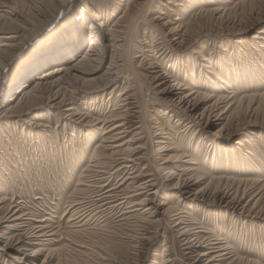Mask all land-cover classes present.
<instances>
[{
	"label": "rangeland",
	"instance_id": "374dc122",
	"mask_svg": "<svg viewBox=\"0 0 264 264\" xmlns=\"http://www.w3.org/2000/svg\"><path fill=\"white\" fill-rule=\"evenodd\" d=\"M129 1L79 0L62 14L68 0H0V43H7L0 46L7 49L0 53V91L8 89L3 101L0 94V264H189L171 216L181 209L180 226L190 229L189 239L228 244L217 264H264V38L251 41L264 28V0ZM128 4L130 14L121 22ZM59 13L58 28L40 40ZM116 21L125 27L119 37L109 31ZM94 32L104 46L87 51ZM66 39L81 45L50 66L63 63L85 71L49 78L37 92L11 100L38 53ZM78 55L81 62L75 63ZM156 61L169 72L168 84L195 96L193 117L160 98L168 95L160 91L168 85L155 86L149 78ZM36 75L27 78V90ZM119 93L129 98L116 110L122 111L125 102L138 106L132 107L138 128L131 130V146H140L135 148L141 157L137 173L145 169L146 179L155 181L153 190L158 189L157 202L166 203L149 217L145 207L134 206L143 195L117 201L129 180L119 183L133 175L122 164L124 154L105 147L99 166L88 162ZM217 93L222 95L218 102ZM176 114L183 117L180 124ZM159 123L166 129L171 124L170 132L187 150L182 160L171 147L160 150ZM85 139L93 141L87 146ZM119 142L125 141L114 144ZM189 153L212 179L190 170ZM165 157L169 163L162 162ZM188 178L199 180L193 190L204 201H190L179 191V184L191 182ZM222 194L239 198L246 214L219 203L216 197ZM12 212L22 216L13 229L4 221ZM28 230L40 236L29 239ZM232 247L238 252L232 256L241 260L228 257Z\"/></svg>",
	"mask_w": 264,
	"mask_h": 264
},
{
	"label": "bare ground",
	"instance_id": "6f19581e",
	"mask_svg": "<svg viewBox=\"0 0 264 264\" xmlns=\"http://www.w3.org/2000/svg\"><path fill=\"white\" fill-rule=\"evenodd\" d=\"M79 0H68L67 6L62 7L61 9V13L63 14L68 8H70L74 3H76ZM131 1V0H130ZM129 1V2H130ZM149 1V0H148ZM142 2V1H141ZM141 2H139L138 4H140ZM145 3V2H144ZM168 3H172V1H169ZM131 4V3H130ZM167 4V2H166ZM172 5V4H171ZM179 5V4H176ZM166 6V5H165ZM125 10L123 11L122 15H120L118 18L119 21L123 22V20H125V18L130 14V8H129V4L127 6V8H124ZM103 12V11H102ZM59 13V15L56 17L55 20L50 21L47 23V26L49 27V33L47 34V36H43L42 41L46 40V38H49L50 35L58 28L59 26V22H60V18L62 16V14ZM108 14H112L110 13H106L104 15H108ZM167 22V21H166ZM164 22L163 24L165 25ZM102 23H98V25H101ZM171 24V23H170ZM103 25V24H102ZM169 25V24H168ZM124 25L123 23H119L116 21V23L109 28V31L115 35V33L117 34V36L119 37L120 34L123 32V28ZM171 27V26H170ZM174 27V26H173ZM172 27V28H173ZM93 25L91 24L89 26V29H93ZM68 30V28H67ZM66 30V31H67ZM171 30V29H170ZM178 30V29H177ZM170 32V31H169ZM173 32V31H172ZM69 33V32H68ZM71 33V31H70ZM174 33V32H173ZM254 35H252L251 37V41H254L256 39H261L264 38V28H260L257 30L256 33H253ZM161 38V37H160ZM177 38L175 37L173 40L175 41ZM80 41V40H79ZM77 40V42H75V44H70V42L68 41V39H66L65 41H59L56 42L54 44H52L51 46H49L48 48L44 49L43 51H40V53H38V55L35 57L34 59V64L33 66L29 68H26V70H23L22 75H23V79H25L23 82H21L16 89H14V93L11 96V100H15L16 98H18V95H20L19 100L21 101V98L23 95L27 94V93H34L35 91H38V88L40 87V85L42 84L43 81L49 79V78H53L56 77L58 80L62 79L59 76L62 75V73H67L71 70H77V71H85V70H81V68H79L78 66H65L63 65V63L61 65H56V66H50L51 64L55 63V62H59V61H63L72 51L78 50V48L80 47V43ZM156 41V40H155ZM40 41H38L39 43ZM159 42V41H158ZM181 41L177 42L180 43ZM176 43V42H175ZM252 43V42H251ZM37 44V42L35 43V45ZM254 44V43H253ZM256 44V43H255ZM7 46V43L1 42L0 46ZM104 46V43L102 42V40L100 39L99 34H97L96 32H94L93 35L90 36V38L87 40V45L85 46V50L87 51H96L97 47L99 46ZM154 45V44H153ZM121 46V45H120ZM119 46V47H120ZM262 46L264 47V44H262ZM151 48V47H150ZM163 48V47H162ZM161 48V49H162ZM173 48V47H172ZM6 48H2L0 49V53L2 52V50ZM153 50H155L153 48ZM39 51V50H38ZM167 51V50H166ZM153 53V52H152ZM92 54V53H91ZM156 55V54H155ZM164 55V54H163ZM70 56V55H69ZM162 56V55H161ZM80 57L81 56H77L76 58H72V61H75V63H80ZM161 60V59H160ZM155 63V64H154ZM151 63V69H150V75L149 78H151L152 83H155V86H161L163 84H167V87H163L160 91L161 92H168L167 96H163L160 97L163 101H165V103H168V105L172 104L176 105L180 110L184 111L188 116L193 117V115L196 113L197 111V104L194 102V97L193 93L190 92H186L183 89H185L184 87L178 85L177 83H172V85L168 84L169 81V76H167L169 72H165L163 71V68L160 67V64L158 61ZM163 65V64H162ZM165 66V64H164ZM42 71H38V69L40 68H45ZM215 71L216 74H219L216 69H213ZM37 71V72H36ZM37 74L33 80H37L36 84L33 86V88L31 87L30 90H27V88L31 85L30 82H28L27 78H29V76L31 74ZM215 74V75H216ZM220 75V74H219ZM75 77V76H74ZM168 77V78H167ZM209 78V77H208ZM219 78V77H218ZM174 80L176 81V78H174ZM220 80L222 81V79L220 78ZM224 82V81H222ZM63 83V81H62ZM179 83V82H178ZM44 84V83H43ZM183 85H185L183 83ZM43 86V85H42ZM229 86V85H228ZM6 87H2L0 94L3 95L2 97V101L5 99V95L8 93V89ZM182 89V90H181ZM189 89H193L192 87H190ZM235 90V89H234ZM228 91V90H227ZM127 91H125V89L123 90V94L126 93ZM118 94L116 96L117 100L116 103L113 104V108L111 109V112L109 114L108 117H106V120H104V123H109L108 126L104 127L99 135L100 137V142L99 140H97L95 143H92L93 140L91 139H85L86 145L88 146V144H90V142L92 143V148H90V153H89V160L88 162H92L93 161V167H95L94 165H98V161L100 160V150L101 148L104 149L105 147L107 149L111 148V152H113L115 155H119V154H124L121 157L122 160V164L125 167H128L130 170H132V176H126L125 179L120 182L118 186H122L123 184H125V180H129L128 184L125 186V188L123 190H121V194L118 196L117 195V201L120 200L119 203H124L127 202V200L130 197H135V196H139V195H143L142 198L138 199L137 202L134 203V206H138V205H142L143 207H145V210H147L148 217L151 216L152 212H154L155 210H157L158 206L164 205L166 203L163 202H157L158 200L156 199V196L158 195V189L153 190L154 186H155V181L154 179H146L147 176H149V174L146 173L145 169L142 171H138L139 169V165L141 163V157L139 156H135V148L138 147L140 148V146H136L133 147L132 145V141L134 140L133 135H131V130L138 128L137 126H133V115L134 113H137V110H133L132 107H136L138 108V106L134 105V106H130V104H135L133 102H125L124 106H122L121 108H124L122 111L116 110V106L118 105V103L120 101H126L127 98H129V95H123V94ZM198 94V93H197ZM196 94V96H197ZM201 94V93H200ZM199 94V95H200ZM110 96V93L108 94ZM109 96L107 98V100H109ZM122 96L123 99H120ZM192 96V97H191ZM233 96V95H232ZM209 97V96H208ZM216 102L221 101L222 100V95L220 94H216ZM235 97V96H233ZM242 98V97H241ZM230 99V98H229ZM236 98H234L233 100H235ZM18 100V101H19ZM146 100V99H145ZM237 101V99H236ZM172 102V103H171ZM223 102V101H222ZM239 102V100L237 101ZM244 102V101H243ZM234 103V102H233ZM109 104L107 103V106ZM235 105V104H234ZM13 107V106H11ZM115 107V108H114ZM141 105H140V109L141 110ZM170 109V108H169ZM166 110V109H165ZM139 113V112H138ZM178 114V113H177ZM176 114V115H177ZM70 115V114H69ZM74 115V114H72ZM176 115H170V116H176ZM201 115H203V113H201ZM178 116V117H177ZM176 117V122L178 124H180L179 122L182 121V118L179 117V115H177ZM208 121V120H207ZM206 122V121H205ZM208 123V122H207ZM88 123H86V121L84 122V125H86ZM39 125V124H38ZM37 125V126H38ZM133 126V127H132ZM159 127H156L159 132L155 133L158 134L161 138H164V140L162 141H158L160 142L159 144L161 145V151L163 150H167L168 147H171L172 150L178 151V155L176 160H182V157H184V154L187 153V150L185 149V147H182L181 145H179V143L177 142V140L174 138V135L171 133L172 132V128H171V124L168 125V128H164L165 125L162 124H158ZM171 131V132H170ZM180 132V131H179ZM154 134V133H153ZM137 135V134H134ZM87 138V137H86ZM84 140V141H85ZM119 140H123L125 142H119L118 145H115L114 143L119 141ZM157 142V141H156ZM86 146V147H87ZM122 146H125V150L124 152H122L120 149ZM175 146V147H174ZM86 147H84V150L86 149ZM83 150V151H84ZM123 150V148H122ZM138 150V149H137ZM189 156V161L188 163H193V165H190V170L195 172L194 174L197 175H209V178L212 179L211 173L208 172L205 168V166H203L198 159L193 157L192 153L188 154ZM169 158L165 157L164 161H162L163 163L167 162L169 163ZM161 162V163H162ZM92 166V165H91ZM99 166V165H98ZM82 167V166H81ZM122 167V166H121ZM119 167V168H121ZM1 168V167H0ZM170 168V167H168ZM4 169V168H3ZM2 169V170H3ZM90 170L89 165H86V170ZM128 169V170H129ZM127 170V169H126ZM108 172V171H107ZM117 172V170H116ZM130 173V172H127ZM130 173V174H131ZM94 174V173H93ZM173 174V173H170ZM170 176V175H169ZM148 178V177H147ZM185 179V178H184ZM189 179V178H188ZM221 179V177H220ZM98 180V179H97ZM104 180V179H103ZM106 180V179H105ZM179 180V178H178ZM184 181V180H183ZM182 181V182H183ZM188 183H184V184H179V187H181V189L179 190L180 192L182 191L183 194H186V198H188L190 201L191 200H200V201H204V199L200 196V191H194L193 189L195 188V184H198V179H189ZM212 181V180H211ZM102 182V181H100ZM99 182V183H100ZM178 182V181H177ZM122 184V185H121ZM105 185V184H104ZM95 186V185H94ZM117 187V186H116ZM177 184L176 186H174L173 188H177ZM261 187V186H260ZM94 188H97L94 187ZM122 188V187H121ZM101 189V188H100ZM112 189V188H111ZM110 189V190H111ZM108 191V190H106ZM118 192V191H117ZM202 192V191H201ZM210 193V192H209ZM213 193V192H212ZM100 194V193H99ZM211 194V193H210ZM96 195V194H95ZM103 197V196H102ZM205 197V196H204ZM215 198V197H214ZM216 198H218L217 200L219 201V203H222L223 206H229L232 208V210H234L235 212H239V214H246L243 209H244V204L241 203V200L239 198H236L234 196H227L226 194H222V195H218ZM132 199V198H131ZM213 199V198H212ZM102 200V199H101ZM134 200V199H133ZM207 200V199H206ZM214 200V199H213ZM112 201V200H111ZM97 202V201H96ZM107 202V201H106ZM130 202V201H129ZM128 202V203H129ZM189 202V201H188ZM82 203V202H81ZM80 203V204H81ZM110 203V202H109ZM108 203V204H109ZM131 203V202H130ZM210 203V202H209ZM77 204V203H76ZM189 204V203H188ZM208 204V203H207ZM79 205V204H78ZM133 205V204H132ZM102 206V205H101ZM131 206V205H130ZM129 206V207H130ZM221 206V205H220ZM240 206V207H239ZM108 207V206H106ZM119 207V206H118ZM184 207V206H183ZM109 208V207H108ZM116 208V207H115ZM128 208V207H127ZM81 209V208H80ZM166 211H169L170 206H167ZM106 210V209H105ZM133 210V209H132ZM144 209H142L143 211ZM182 210V209H181ZM178 210L177 212H174L171 216L175 215L174 219H175V224L174 226L177 227V232L178 235L180 236V241L182 244V249H183V253L184 255H186V257L189 259V264H217V262H220L222 259L224 260L225 258V253L222 252L226 247V245H228L225 241L224 243L222 241V245L215 244L212 242H207V241H202L200 239L195 238L194 239H189V235H190V229H185V227L187 228V226H180V224L182 223V221L184 220V217L181 216V211ZM14 211V210H13ZM77 211V210H76ZM171 211V210H170ZM10 212V211H9ZM139 212V211H138ZM164 212V211H163ZM19 213V212H18ZM170 213V212H169ZM7 214V213H6ZM5 214V215H6ZM82 214V213H81ZM97 214V213H96ZM122 214V213H121ZM144 214V213H143ZM188 214V213H185ZM87 215V214H86ZM142 215V213H141ZM127 216V215H126ZM129 216V215H128ZM189 216V215H188ZM2 217V216H1ZM0 217V218H1ZM24 217V216H23ZM148 217L143 218L144 220L148 221ZM5 218V217H4ZM85 218V217H84ZM89 218V217H88ZM133 218V217H132ZM139 218V217H138ZM22 219L21 215H16V213L12 212L10 213L5 219L4 221L7 222L6 227L7 228H14L16 226H18L19 220ZM91 219V217H90ZM190 219V218H189ZM186 219V220H189ZM27 220V219H26ZM193 221V220H192ZM191 221V222H192ZM0 222H3L0 220ZM22 222V221H21ZM190 222V223H191ZM74 223V222H73ZM78 223V222H77ZM147 223V222H146ZM152 223V222H151ZM189 223V222H188ZM195 223V222H194ZM4 224V223H3ZM23 224V223H21ZM20 224V225H21ZM186 224V223H185ZM193 224V223H192ZM28 225V224H27ZM82 225V224H81ZM197 225V223L195 224ZM83 226V225H82ZM39 227V225H38ZM45 227V225H44ZM43 227V228H44ZM73 227V226H72ZM80 227V226H79ZM190 227V226H189ZM1 228V225H0ZM42 228V227H41ZM42 228V229H43ZM195 228V227H194ZM203 228V227H202ZM199 229V228H198ZM81 230V229H80ZM203 230V229H202ZM29 232V230H28ZM27 232V233H28ZM202 231H200L201 233ZM37 233H39V231H31L29 232V239H31V237H35V236H40ZM24 234V233H23ZM22 234V235H23ZM194 234V233H192ZM202 234V233H201ZM25 235V234H24ZM43 235V233H42ZM48 235V234H47ZM210 235V234H209ZM208 236V235H207ZM27 237V236H26ZM218 237V236H217ZM36 238V237H35ZM47 238V237H46ZM215 238V237H214ZM219 238V237H218ZM217 238V239H218ZM21 239V238H20ZM28 239V238H27ZM33 239V238H32ZM205 240V239H204ZM223 240V239H222ZM216 241V240H215ZM34 242V241H33ZM205 242V243H204ZM32 244V243H31ZM201 246H205L206 249L204 250H199L201 249ZM165 250V249H164ZM231 256H228L231 258V260H236L239 261L241 260L240 257L235 256L238 252L236 249H234V247H232L231 249ZM37 253L39 251H36ZM35 252V253H36ZM181 253V252H180ZM233 254H235L234 256H232ZM173 256V255H172ZM165 257V256H164ZM168 257V256H167ZM224 257V258H223ZM175 258V257H174ZM227 259V258H226ZM167 260V259H166ZM170 260V259H168ZM173 260V259H172ZM169 262V261H167ZM223 262V261H222ZM166 263V262H165ZM185 263V262H183ZM247 262H236L235 264H246ZM221 264V263H220ZM226 264V263H224ZM230 264V261L227 263Z\"/></svg>",
	"mask_w": 264,
	"mask_h": 264
}]
</instances>
